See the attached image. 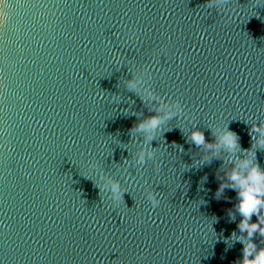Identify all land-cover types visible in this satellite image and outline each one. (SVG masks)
<instances>
[{"label": "water", "instance_id": "1", "mask_svg": "<svg viewBox=\"0 0 264 264\" xmlns=\"http://www.w3.org/2000/svg\"><path fill=\"white\" fill-rule=\"evenodd\" d=\"M0 27V264H235L236 192L215 193L193 125H228L242 151L264 121V4L232 0H6ZM2 8V6H0ZM183 108L136 165L130 130L155 112L124 82ZM135 141V142H134ZM264 169V148L254 149ZM240 156V153H237ZM245 158L241 156V159ZM96 165L90 170V165ZM127 192L114 208L100 175ZM219 175H223L219 172ZM158 194L153 209L145 199ZM257 218L253 215L251 222ZM246 235V233H245ZM229 240V244L225 243ZM258 248L264 237H253Z\"/></svg>", "mask_w": 264, "mask_h": 264}, {"label": "clouds", "instance_id": "2", "mask_svg": "<svg viewBox=\"0 0 264 264\" xmlns=\"http://www.w3.org/2000/svg\"><path fill=\"white\" fill-rule=\"evenodd\" d=\"M230 3L232 0H206L204 6L209 10H226V6ZM258 3L264 4V0H258ZM0 6H2L0 8V27H3L7 22V15L2 9L8 8L9 5L6 0H0ZM146 71L131 73L132 78L124 82L128 91L140 95L146 104L151 105L149 111L156 113L154 116L140 120L130 130L131 137L140 136L143 138L142 143L137 145L138 151L133 157L134 163L141 166L154 159L155 148L151 147V144L156 140L157 134L163 131L169 121L179 118L183 114L182 105L178 101H165L148 87H144ZM251 125L249 135L254 143L252 149L246 151L241 150L239 137L229 130L228 125L210 126L215 138V142L212 143L206 142L204 133L198 130L195 125L188 136L191 143L203 149L198 164L210 163L215 158L223 159L224 164L231 165L230 168L222 167L219 170L223 175H219V172L217 174L220 183L215 196L217 199L223 197L225 189L236 192L237 203L234 205V211L229 210L228 215L232 220H235L237 214L241 217L237 225L240 235L233 232L230 240L238 241L243 245V248L242 258L235 264H264V247L258 248L253 243L255 234L259 233L261 237H264V169L254 162L256 159L254 149L264 148V121L251 123ZM237 153H240V156ZM241 156L245 158L241 159ZM95 168L96 165H90V170ZM100 180L102 183L96 184L100 193L104 192L108 195L114 208L119 207L124 202L123 196L127 189L110 176L101 174ZM145 199L153 209L160 205L156 193L148 191ZM253 215L257 218L255 223L251 222ZM225 243L231 247L229 240H225Z\"/></svg>", "mask_w": 264, "mask_h": 264}]
</instances>
